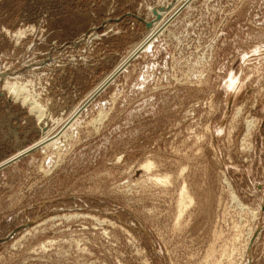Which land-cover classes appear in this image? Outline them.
I'll return each instance as SVG.
<instances>
[{"label":"rangeland","instance_id":"obj_1","mask_svg":"<svg viewBox=\"0 0 264 264\" xmlns=\"http://www.w3.org/2000/svg\"><path fill=\"white\" fill-rule=\"evenodd\" d=\"M172 1L0 0V264H264V0Z\"/></svg>","mask_w":264,"mask_h":264},{"label":"bare ground","instance_id":"obj_2","mask_svg":"<svg viewBox=\"0 0 264 264\" xmlns=\"http://www.w3.org/2000/svg\"><path fill=\"white\" fill-rule=\"evenodd\" d=\"M163 23H164V22H163ZM147 38H148V37H147ZM143 45H144V44H143ZM140 48H141V46H140ZM137 51H138V49H137ZM137 51L135 50L132 54H134V53L137 52ZM129 57H130V56H129ZM134 57H135V56H134ZM134 57H132V58L130 59V61H131ZM130 61H129V62H130ZM128 64H129V63H128ZM128 64H127V65H128ZM127 65H126V66H127ZM121 67H122V66H119L118 68H116V69H115V70H114V71H113V72H112V73H111V74H110V75L104 80L103 85H104V84L108 85V84L110 83V81L112 80V79H111L112 76H113L117 71H119V69H120ZM121 70H122V69H121ZM121 70H120V71H121ZM110 79H111V80H110ZM109 80H110V81H109ZM108 81H109V83H107ZM8 87H9V88H7V89H9V90H10L15 96H16V95H17V96H23V97H24V101H25V102H28L29 97H28V95H26L25 92H22L20 89L16 88L14 85H9V84H8ZM99 89H100V88H99ZM99 92H100V91H99ZM29 95H30V94H29ZM20 98H21V97H20ZM29 102H30V101H29ZM31 102H32V101H31ZM32 105H33V104H32ZM32 105H31V106H32ZM35 105H36V104H35ZM35 105H34V107H32V108H34V109H38V108H40V107L37 108ZM75 109H76V108H75ZM39 110H40V109H39ZM39 110H36V111H38V113H39ZM41 110H42V109H41ZM33 111H34V110H33ZM77 111H78V110H77ZM41 112H42V111H41ZM43 114H44V110H43ZM43 114L40 113V115H39L38 117H40V119H42V118H43ZM76 117H77V116H74L73 119L75 120ZM47 125H48V124H47ZM249 125H250V124H249ZM43 129L46 131L45 134L48 133V131H50V129H48L47 126H43ZM61 129H62V128H61ZM65 130H66V129H65ZM57 132H58V131H57ZM61 133H62V132H61ZM64 133H65V132H64ZM48 134H49V133H48ZM48 134H47V135H48ZM54 134H55V133H54ZM54 134H53V135H54ZM58 135H59V134H58ZM45 136H46V135H45ZM54 136H55V135H54ZM51 137H52V136H51ZM56 137H57V136H56ZM61 138H62V137H61ZM43 139H44L43 141H42V139H41L42 142H40V141H38V142H39V145H42V147L46 148V147L49 146V144L52 143L51 141H52L53 138H52L51 140H50V137H49V138L47 137L46 139L43 138ZM54 142H55V141H54ZM56 142H57V141H56ZM36 143H37V142H36ZM36 143L34 144V146H35V147H33L34 149L37 148V147H36V145H37ZM53 144H54V143H53ZM45 146H46V147H45ZM31 150H32V148H31V149H28L27 151H24V153H21V154L17 155L16 157H11L12 159H9V160L7 159L8 161L5 160V163L2 162V163L0 164V168H1L2 166H6V165L10 164L11 162L16 161V160L18 159V157H19V158L22 157L23 155L27 154V153L30 152ZM6 161H7V162H6ZM9 162H10V163H9Z\"/></svg>","mask_w":264,"mask_h":264},{"label":"water","instance_id":"obj_3","mask_svg":"<svg viewBox=\"0 0 264 264\" xmlns=\"http://www.w3.org/2000/svg\"><path fill=\"white\" fill-rule=\"evenodd\" d=\"M173 2H175V0L172 1V2H170L168 5H166V7H170V6H172V5H173ZM183 6H184V5L182 4L177 10L179 11ZM166 7H165V6H158V7H154V8H153V13L155 14V17H154L153 20L145 22V23H146V26H147V29L151 28V26H152V24H153V21H154V20H157V19L159 18V15L157 14L156 9L164 10ZM173 16H174V15H173ZM119 72H120V71H117V72L112 76V79H113V78H114ZM98 93H99V92H98ZM33 149H34V148H32V150H33ZM18 159H19V157H18ZM9 163H10V162H9ZM2 167H4V166H2ZM2 167H1V168H2Z\"/></svg>","mask_w":264,"mask_h":264}]
</instances>
